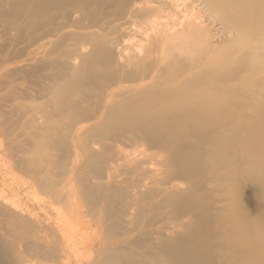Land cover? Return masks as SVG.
<instances>
[{
  "label": "bare ground",
  "instance_id": "obj_1",
  "mask_svg": "<svg viewBox=\"0 0 264 264\" xmlns=\"http://www.w3.org/2000/svg\"><path fill=\"white\" fill-rule=\"evenodd\" d=\"M4 238L0 264H264V0H0Z\"/></svg>",
  "mask_w": 264,
  "mask_h": 264
},
{
  "label": "rangeland",
  "instance_id": "obj_2",
  "mask_svg": "<svg viewBox=\"0 0 264 264\" xmlns=\"http://www.w3.org/2000/svg\"><path fill=\"white\" fill-rule=\"evenodd\" d=\"M195 4H196V6H195ZM195 4H193L194 6L193 5L189 6L190 8L188 7V9H190L189 10L190 11L189 14H192L193 13L194 15H196L195 17L200 16L202 20L204 19L203 21H204V23L206 22L205 25L208 27L209 31L210 30L212 31V32L210 31L211 34H213L215 36V38L218 39L220 37V32H221L220 30H222L221 24L218 22L219 20L217 19V22L215 23L214 22V18L212 19V18H210L208 16L209 13H208V11H207L206 8H204L200 4H197V3H195ZM167 14L165 13V15H167ZM197 14H199V15H197ZM216 18H218V17H216ZM139 231L140 230L138 228H135L134 234L139 233ZM18 238L19 237H18L17 234H14V235H12L9 238L10 247H7V249H8V252H9V254H10L11 257H13V255H12L13 246L15 245V241L18 240ZM131 238L133 240V235H131ZM11 243H12L13 246L11 245ZM3 244L6 245V239L5 238L0 242V246H2ZM3 252L5 253V250L4 249H3ZM22 252H25V249H22ZM6 258H8V257H6L4 255L3 256L0 255V260L7 261ZM35 264H47V263L45 261H41L39 259H36L35 260Z\"/></svg>",
  "mask_w": 264,
  "mask_h": 264
}]
</instances>
